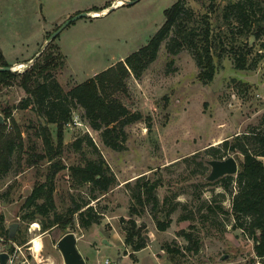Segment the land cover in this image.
I'll return each instance as SVG.
<instances>
[{"label":"rangeland","instance_id":"374dc122","mask_svg":"<svg viewBox=\"0 0 264 264\" xmlns=\"http://www.w3.org/2000/svg\"><path fill=\"white\" fill-rule=\"evenodd\" d=\"M118 1L0 0V51L12 69L21 72L23 65L40 51L62 23L79 13H89L90 17L69 24L50 42L63 57V66L53 73V79L67 92L144 47L162 25L163 12L174 2L138 0L133 5L121 6V3L107 13ZM226 1L186 0L184 5L192 11L200 27L206 15L213 24L214 12L218 13ZM90 11L103 14L94 17ZM212 26L215 44L222 47L214 53L216 70L209 83L198 80V69L188 49L180 48L176 54L168 51L169 34L140 76L130 74L124 80L122 92L113 95L128 111L139 112L151 124L150 131L145 121L129 125L122 150L107 148L99 131L88 124L74 103L67 124L60 128L48 125L53 149L58 151L53 161L62 167L53 179L54 212L61 220L71 221L64 229L42 231V224L51 221L53 213L47 217L36 215L31 220L23 218L33 209H24L22 205L32 189L45 182L50 164L42 158L38 134L43 120L31 108L18 107L25 96L17 83L0 88V130L4 139H11L15 146L21 145L20 151L12 153L7 171L0 173L2 227L8 229L16 224L15 235L24 241L23 246L14 243L19 250L14 249L11 264H62L55 246L65 232L80 238L81 248L83 245L85 249L81 250L79 243L76 248L81 256L88 258L87 264H104L106 259L118 264L120 248L113 243L105 245L104 240L112 237L104 236L103 232H115L123 237L120 218L128 219L131 191L137 189V181L141 179H158L160 186L155 196L160 207L156 212L159 216L162 211L167 213L170 224L164 232L157 231L151 204L143 209L137 206L140 216L135 221L145 226L147 242L156 247L158 256L164 257L168 264H172L169 255L158 252L163 244L179 249L177 264H261L254 255L251 239L233 228L230 211L236 175L232 176V194L219 183L206 186L202 183L209 173L207 160L233 157L237 167L242 161L239 153L221 150L214 157L206 153L207 149L218 148L235 136L264 133V33L247 44L248 37H239L234 26L227 31L222 29L221 36ZM220 51L224 52L218 61L215 55ZM239 51L246 54L243 70L234 67L233 54ZM76 141L80 142L79 150L73 145ZM245 143L250 150L256 148L250 138ZM97 159L103 160L116 182L103 196L93 193L91 185L82 183L80 174L75 172L87 161ZM261 161L264 164V158ZM93 195L98 199L93 200ZM164 197L169 204L164 206L165 210L161 207ZM37 203L41 204L42 199ZM74 204L92 206L101 215L100 224L80 228L77 214L69 217L66 212ZM217 206L225 212H219ZM180 231L191 233L198 240L197 252L186 250L187 242L177 234ZM32 237L40 240L37 256L31 254L28 245ZM91 240L99 251L88 246ZM9 245L7 238L0 236V250Z\"/></svg>","mask_w":264,"mask_h":264},{"label":"trees","instance_id":"16d2710c","mask_svg":"<svg viewBox=\"0 0 264 264\" xmlns=\"http://www.w3.org/2000/svg\"><path fill=\"white\" fill-rule=\"evenodd\" d=\"M185 1L174 0L173 4L163 12L162 25L144 47L127 56L123 62H118L115 66L75 85L67 92H64L53 79V73L63 66V57L52 43H49L39 57L21 72H0V88L17 83L25 96L18 107L31 108L43 120L38 134L42 141V158L50 164L45 182L34 187L22 205L24 209H33L24 215L25 219L31 220L36 215L47 217L50 213L54 214L51 221L42 224L43 232H47L54 226L64 229L65 226L71 225L69 219L61 220L62 218L54 212L53 179L62 167L53 161L58 151L55 152L53 149L48 129L49 124H55L60 128L71 120V104L74 103L82 110L83 117L93 129L99 131L100 139L107 148L120 151L127 139L125 130L129 125L145 121L147 130L150 131L151 124L150 120L143 118L139 112L128 111L113 95L122 92L124 80L130 74L137 78L140 76L147 65L155 59L160 45L169 34L171 37L166 44L168 51L176 54L180 48L188 49L198 69V80L207 84L212 80L216 70L214 53L218 47L219 49L222 47L220 43L215 44L216 36L212 35L214 34L212 25H215L219 36L223 32L222 29L227 31L232 26L236 28L235 31L239 37H248L249 40V35L257 40L264 33V0H227L218 13L214 12L216 14L214 23L212 24L206 15L200 27L194 21L192 11L185 7ZM262 48L264 49V44ZM222 52L224 51L215 55L218 61L222 58ZM245 55L241 51L237 55L233 54L235 69H245ZM0 66H10L1 51ZM3 112L5 116H8V111L4 109ZM249 138L256 145L253 150L245 145ZM73 145L77 150L80 149L79 141L74 142ZM15 150L20 151L21 145L15 146L11 139H4L0 130L1 174L7 171L10 157ZM221 150L242 155V161L238 162L234 179L235 193L231 198L230 214L234 220L233 228L241 230L242 234L251 239L255 257L264 264V164L261 161V158H264V133L250 132L235 136L231 140L223 141L218 148L207 149L206 153L216 157ZM75 172L80 174L82 183H89L93 193L99 196L105 195L116 185L114 176L108 173V168L102 159L87 161L82 168L75 169ZM232 182V176H227L213 183L202 184L206 186L219 183L225 191L232 194ZM159 186L158 179H141L137 181V189L131 191L128 205L129 217L128 219L120 218L123 244L131 252L144 249L148 243L145 226L135 221V218L140 216L139 207L143 209L147 204H151L150 212L158 232H164L170 224L167 213L162 211V215L159 216L156 212L160 207L155 196ZM40 199L42 203L38 204ZM92 199L96 200L98 197L93 195ZM166 205H169L168 199L164 197L161 203L163 210ZM85 206L74 204L72 208L66 209L67 215L71 217L77 214V223L82 229L100 224V213L92 206ZM207 208L214 211L209 206ZM216 208L221 213L225 212L221 206ZM1 221L0 217V236L7 238L8 230L2 227ZM177 234L187 242L186 250L197 252L198 240H195L191 233L180 231ZM12 241L19 246L24 244L22 237L18 234ZM161 248L169 255L170 262L177 264L176 256L180 253L179 249L171 248L167 244H163Z\"/></svg>","mask_w":264,"mask_h":264},{"label":"water","instance_id":"95a60500","mask_svg":"<svg viewBox=\"0 0 264 264\" xmlns=\"http://www.w3.org/2000/svg\"><path fill=\"white\" fill-rule=\"evenodd\" d=\"M138 0H122L123 5H133ZM116 6L113 5L107 10V13L113 10ZM106 14V13H105ZM90 17L89 13H79L69 19H67L64 23H62L56 31H54L45 41L44 45L40 49V51L27 63L23 65V69L30 66L42 53L44 48L53 40L55 39L60 32L65 29L69 24L75 22L76 20L80 18ZM98 17V16H94ZM253 41V37H250L249 44H251ZM22 69V70H23ZM21 70V71H22ZM0 72H14L18 73L17 70L12 69L10 66H0ZM0 124H1V117H0ZM206 165L209 167V173L205 177V181L208 183H213L221 178H224L226 176H234L237 173L238 167L237 163L234 160L233 157H228L224 160H207ZM17 225L12 224L8 227V239L13 240L15 236V230ZM57 250L62 256L63 264H85L81 255L78 253L76 249V237L73 233H67L64 236H62L58 242L56 243ZM8 255L6 253H0V264H7L8 261Z\"/></svg>","mask_w":264,"mask_h":264},{"label":"crops","instance_id":"0c3cea01","mask_svg":"<svg viewBox=\"0 0 264 264\" xmlns=\"http://www.w3.org/2000/svg\"><path fill=\"white\" fill-rule=\"evenodd\" d=\"M53 228H55V226ZM50 230H52V228ZM50 230H48L47 233ZM67 233H70V232L63 233L60 236V238L62 236H64L65 234H67ZM103 234L106 237H112V240H110V238L108 240H104L103 243L105 245L110 246V245H112L111 243H113V244L117 245L120 248L118 250V252H117V261H118V264H120V263L121 264H168L167 261H166V259L164 257H162V256L159 257L158 256L159 253H156L157 252V249H156V247L154 245H149V243H147V246L144 249H142L140 251H137V252H131L129 250V248L125 247V245L123 244V237L120 234H115V232L114 233H108V232H105V231L103 232ZM60 238H58V239H60ZM79 241H80V238H77L76 237V245H77V243H79ZM7 242H9V244H11V245H9L8 248L6 247V251L9 249L7 251L8 253L14 252V246H15L14 245V242L11 241V240H9L8 237H7ZM28 245H30V243H28ZM11 246H12V250H11ZM88 246L90 248H93L96 251H99V248L97 247V244L95 243V241H92L91 240V242H90V244ZM16 247L19 248L18 245ZM79 247H80L81 250L82 249L83 250L85 249V246H83V245H82V248H81V244L80 243H79ZM158 248H159V246H158ZM30 250H31V247H30ZM159 250L160 251H158V252H160V254H162L163 253V250L162 249H159ZM81 257H82L84 263H85V260H86V263L85 264H87V259L88 258L85 257V256H81ZM61 258H62V256H61ZM109 264H111L110 261H109Z\"/></svg>","mask_w":264,"mask_h":264},{"label":"bare ground","instance_id":"6f19581e","mask_svg":"<svg viewBox=\"0 0 264 264\" xmlns=\"http://www.w3.org/2000/svg\"><path fill=\"white\" fill-rule=\"evenodd\" d=\"M122 3V0H119L118 3H116L115 6L120 5ZM102 12H92L91 15L93 16H100L102 15ZM35 227H37L36 225H34ZM33 238V237H32ZM30 245H31V252L33 255L37 256L40 253L41 250V244H40V240L38 237H34L31 241H30Z\"/></svg>","mask_w":264,"mask_h":264},{"label":"built area","instance_id":"2783aa9c","mask_svg":"<svg viewBox=\"0 0 264 264\" xmlns=\"http://www.w3.org/2000/svg\"><path fill=\"white\" fill-rule=\"evenodd\" d=\"M16 248V250H19V248H17L16 246H14V249ZM0 253H7L8 254V261H7V264H11L12 263V259L14 258V253H15V250H14V252H12V254L11 253H8L7 251H6V249H4V250H0ZM104 264H109V261L108 260H105L104 261Z\"/></svg>","mask_w":264,"mask_h":264}]
</instances>
